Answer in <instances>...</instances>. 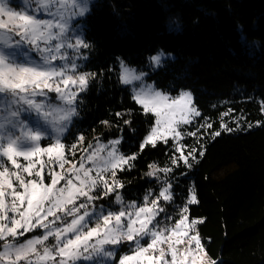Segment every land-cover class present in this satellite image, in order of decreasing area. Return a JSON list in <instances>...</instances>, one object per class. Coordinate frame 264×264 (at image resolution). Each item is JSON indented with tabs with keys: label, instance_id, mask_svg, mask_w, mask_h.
Masks as SVG:
<instances>
[{
	"label": "trees",
	"instance_id": "1",
	"mask_svg": "<svg viewBox=\"0 0 264 264\" xmlns=\"http://www.w3.org/2000/svg\"><path fill=\"white\" fill-rule=\"evenodd\" d=\"M84 24L86 72L95 76L64 138L69 159L79 161L96 138L121 137L124 153H138L134 167L116 173L125 201L141 203L147 190L160 189L146 175L149 165L170 168L159 174L168 177L179 201L193 188L197 203L189 215L203 220L198 233L208 256L223 264H264V0H99ZM160 50L175 58L151 71L148 58ZM120 60L146 71L164 92H192L202 116L182 128V151L173 139L141 151L155 116L144 113L120 83ZM257 121L259 127H249ZM216 131L221 134L213 138ZM181 154L188 163L173 165ZM95 203L117 207L115 194Z\"/></svg>",
	"mask_w": 264,
	"mask_h": 264
},
{
	"label": "snow or ice",
	"instance_id": "2",
	"mask_svg": "<svg viewBox=\"0 0 264 264\" xmlns=\"http://www.w3.org/2000/svg\"><path fill=\"white\" fill-rule=\"evenodd\" d=\"M11 4L12 0H0V264H77L81 260L110 264L125 242L129 250L116 264H217L201 242L197 221L187 223L186 206L174 224L157 220L165 211L159 201H173L172 185L166 180L158 194L147 190L141 203L125 201L117 191L124 187L116 179L117 171L134 167L132 161L138 156L119 151L122 138L106 144L96 138L95 145H88L93 151L81 157L79 167L72 163L65 169L71 161L65 157L59 134L78 115L79 93L87 90L89 77L95 76L78 71L77 61L87 59L80 49L90 45L79 35H71L70 28L73 18L88 11L87 0H19V10ZM171 25L179 28L176 21H170ZM148 59L158 68L165 56L160 52ZM119 65L120 83L130 85L132 99L144 113L155 116V124L140 143L141 151L147 145L155 147L158 141L167 143L168 137L176 140L181 135L177 127L200 115L190 107V92L172 97L145 83L147 74L143 71L123 60ZM50 93L56 94L59 103L52 102ZM102 123L109 125L108 121ZM221 129L233 131L227 124H221ZM50 130L57 135L51 136ZM220 134L214 132L213 138ZM46 136L53 142L41 147ZM83 140L80 136L78 143ZM76 147L71 145L73 155ZM174 147L181 150V146ZM41 155L49 157L47 164H58L65 170L49 168L45 177L42 173L47 165L42 162L37 168L33 159ZM21 158L26 163H20ZM85 159L91 162L90 167ZM178 159L188 163L183 154L171 163L177 164ZM149 168L146 175L157 179L158 171L171 172L155 164ZM111 194H115L118 209L94 203ZM190 202H195L194 195ZM37 230H41L40 235L21 240ZM50 238L54 243H48Z\"/></svg>",
	"mask_w": 264,
	"mask_h": 264
},
{
	"label": "rangeland",
	"instance_id": "3",
	"mask_svg": "<svg viewBox=\"0 0 264 264\" xmlns=\"http://www.w3.org/2000/svg\"><path fill=\"white\" fill-rule=\"evenodd\" d=\"M98 1H99V0H87L88 11H86V12L84 13L83 16L75 17V18H73V19L70 21L71 35H73V36L79 35L81 38H83L84 42H86V40H85V24H84V21H85V19L87 18V16L89 15V13L91 12L92 7L95 6V5H97ZM11 6H12L13 8H15L16 10H19V7H20L19 0H12V4H11ZM243 41L246 43L245 37H243ZM73 43H74V41H73ZM160 52H163V53H164V56H165V59H163V61H162V66H163V64H164L166 61H168V60H172V59L175 58L174 54H172V53H170V52L163 51V50H160V51L157 52L156 54H158V53H160ZM80 53H82L83 56L87 57V59H79V60L77 61V63L80 64V68L78 69V71H79V72H86V64H87V61H88L87 48H81V49H80ZM156 54H155V55H156ZM32 56H33L34 58H37V59H38V57L36 56V53H35V52L32 53ZM124 62H125V61H124ZM125 63H126V62H125ZM126 65H128V66H130V67H133V68H136L138 72H139V71H143L144 73H146L147 75H146L145 78H144L145 83H147V84H153L154 87H155L157 90H159V91H161V92H164L163 90L159 89L153 81H150V80H149V78H148V73H147L146 71H144L143 69H141V68H139V67L131 66V65H129L128 63H126ZM162 66H160V67H162ZM148 67H149V69H150L151 71H157V70L160 68V67H158V68H154V67L151 65L150 62H148ZM88 85H89V83H88ZM122 85H124V84H122ZM124 86L128 87V88L130 89V91H131V86H130V85H124ZM87 88H88V87H87ZM181 91H184V92H190V93H191V105H190V107H191V106H194V107L197 109V107H196L195 104H194V97H193L192 92H191L190 90H185V89H184V90H181ZM181 91H180V92H181ZM85 92H86V91H84V92H80V93H79V96H78V99H79L80 95L84 94ZM180 92H179L178 94H176V95H172V94H169V93H167V92H164V93H167L168 95H170V96H172V97H176V96H178V95L180 94ZM49 96L51 97V100H52L53 103H59V102L56 101V99H55V96H56L55 93H50ZM77 101H78V100H77ZM140 106H141V105H140ZM141 107H142V106H141ZM197 110H198V109H197ZM198 111H199V110H198ZM199 113H200L199 116H192V117H190L189 123H187V124H183V123H181V124L177 127L176 130H177L181 135H180L179 137H177V139L174 140V141L177 143L178 146H181V150H180V151H182V147H183V139H184V137H185L184 133L182 132V128H185V127H187V126H190L192 123L197 122V121L201 118V116H202V114H201L200 111H199ZM263 113H264V112H263ZM151 114H152V113H151ZM74 117H75V116H74ZM74 117L72 118V122H71V124L67 127V129H66L62 134H59V135H60L61 142H62L63 144H64V138L67 136V134L69 133V131H70V129H71V126H72V124H73ZM261 123H262V122H260V125H261ZM257 127H259V126H257V123H256V124L253 125L251 128H257ZM50 135H51V136H55V135H57V134L54 133V132H51V130H50ZM119 138H121V137H119ZM114 139H117V138H114ZM114 139H111V140H114ZM169 139H172V138H171V137H168L167 140H169ZM109 141H110V140H109ZM52 142H53V140L50 139L49 136H46L45 138H43V139L40 141V145H41V147H48V146L50 145V143H52ZM100 142L106 144L108 141H100ZM122 142H123V139H121V143H120V145L118 146V147H119V151H120L121 153H123L124 155L129 156L128 154H126V153L123 152V150H122V148H121ZM158 142H161V141H158ZM158 142H157V143H158ZM95 144H96V143H95ZM95 144H94V145H95ZM64 151H65V157L67 158V160L71 161V163L65 164V169L70 168V167L72 166V163H75V164L77 165V167H79V163H80L81 159H80L79 161H72V160L69 159V157H68V155H67V153H66V150H64ZM91 151H93V149H87V151L84 152V154H83L82 157H87V155H88ZM104 154H105V153H101V155H104ZM33 159H34V161H36V166H37V168H39L40 163H42V162L45 163V164L47 165V166L45 167L43 173H42L43 175H45V177H47L48 169H49V168H51V169H52L53 171H55V172H63V171L65 170V169H60L58 164H47L48 159H49V157H48L47 155H41V156H39V157H33ZM19 162H20V163H26L25 161H23L22 158L20 159ZM84 162H85L86 167H90V166H91V162L87 161L86 159H85ZM8 166L11 167L10 162H9ZM157 168H158V167H157ZM158 169H159V168H158ZM150 170H151V169H150ZM157 176L159 177V179H157V177H155V176H154V177H150V178H151V179L158 180V181L160 182V188L163 186L164 181L166 180L168 183H170V184L172 185V189H171V191H172V193H173V201H172V202H166V201H164L163 199H161V200L159 201V204L162 205V206L164 207L165 211L162 212V213H160V215L157 217V220L161 221V222L164 223V224H174L177 220H179V219L181 218V216H180L181 210L186 206L187 209H188V211H187L186 213H184V215H186V216L188 217V221H187V223H191L193 220L197 221V223H196V231L198 232V226H199V224H200L203 220H202V219L191 218L190 215H189V206L197 203V198H196V195H195V193H194V191H193V188L190 186L189 191H188V196H187L186 200L182 202V201H179V200L182 199V196L177 197L176 192L173 190V184L170 182V180L168 179V177H167V176H166V177H161L160 174H159V171L157 172ZM45 182H46V183H50V180L46 178ZM61 183H63V182H61ZM159 190H160V189H159ZM159 190H158V191H152V192H153L154 195H156V194H158ZM193 195L195 196V202H194V203H193V202H190V201H191V198H192ZM94 203H95V202H94ZM137 203H139V202H137ZM116 206H117L116 208H114V207H112V208H113V209H118L119 206H118V205H116ZM106 207H107V206H106ZM169 215L172 217V219H171V220H166V219H165V216H169ZM30 234H31V236H33V235H40V234H41V230H37L36 232H33V233H28V234H26L25 237H22L21 240H23V239H25V238H30V237H31V236H29ZM190 234H191V233H190ZM200 238H201V237H200ZM143 242H144V241H142V243H143ZM201 242H202V244H203L202 239H201ZM48 243H49V244H52V243H54V240H52V239L50 238V240L48 241ZM128 250H129V247H128V244H127L126 242L123 243V244H121L120 247H119V249H118V251H117V253H116L115 260H114V261H111L110 264H116V261H118L119 256H120L122 253L127 252ZM212 260H215V259H212ZM215 261L217 262V264H223L222 260H215ZM77 264H92V262H85V261L81 260V261H78Z\"/></svg>",
	"mask_w": 264,
	"mask_h": 264
}]
</instances>
